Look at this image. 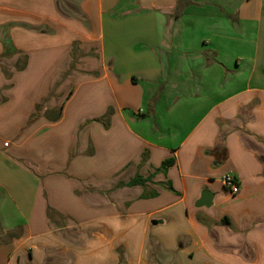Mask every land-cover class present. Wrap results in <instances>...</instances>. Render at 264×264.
<instances>
[{
  "label": "crops",
  "instance_id": "obj_1",
  "mask_svg": "<svg viewBox=\"0 0 264 264\" xmlns=\"http://www.w3.org/2000/svg\"><path fill=\"white\" fill-rule=\"evenodd\" d=\"M0 264H264V0H0Z\"/></svg>",
  "mask_w": 264,
  "mask_h": 264
},
{
  "label": "built area",
  "instance_id": "obj_2",
  "mask_svg": "<svg viewBox=\"0 0 264 264\" xmlns=\"http://www.w3.org/2000/svg\"><path fill=\"white\" fill-rule=\"evenodd\" d=\"M224 188L232 196H237L240 194L241 187L238 179L233 175H226L222 180Z\"/></svg>",
  "mask_w": 264,
  "mask_h": 264
},
{
  "label": "trees",
  "instance_id": "obj_3",
  "mask_svg": "<svg viewBox=\"0 0 264 264\" xmlns=\"http://www.w3.org/2000/svg\"><path fill=\"white\" fill-rule=\"evenodd\" d=\"M26 66H27V57H25V60H24V64H23V66H18V64L16 65V70H17V71H22V70H24V69L26 68ZM7 76H8V78H9V77H10V74H8ZM41 107H42V106L39 105V106H38V110L41 109ZM109 115H110V114H109ZM109 115H108V116H109ZM60 118H61V111H58V114H57V116H56V118H55V121L59 120ZM173 163H174L173 160H170V161H168V162H165V163L163 164V166H162V170H165L168 166L172 165ZM139 183H143V181L140 180V179H137V180L131 182V185H136V184H139Z\"/></svg>",
  "mask_w": 264,
  "mask_h": 264
},
{
  "label": "water",
  "instance_id": "obj_4",
  "mask_svg": "<svg viewBox=\"0 0 264 264\" xmlns=\"http://www.w3.org/2000/svg\"><path fill=\"white\" fill-rule=\"evenodd\" d=\"M212 199H213L212 195L209 192H205L203 193L202 198L198 202L197 206L198 207H203V206L210 207L212 205Z\"/></svg>",
  "mask_w": 264,
  "mask_h": 264
},
{
  "label": "rangeland",
  "instance_id": "obj_5",
  "mask_svg": "<svg viewBox=\"0 0 264 264\" xmlns=\"http://www.w3.org/2000/svg\"><path fill=\"white\" fill-rule=\"evenodd\" d=\"M9 57H10V55H9ZM8 60H9V59H8ZM24 60H25L24 57H19L18 62H17L18 66H22V65L24 64ZM17 64H16V65H17ZM53 94H54V93H53ZM53 94H52V95H53ZM4 140H7V141H8L9 139H4ZM10 142H11V141H10ZM10 142H9V143H10ZM226 194H227V193H226ZM227 197L233 198L231 195H228V194L225 195L223 198H224V199H227ZM235 197H236V196H235ZM234 201H235V200H231V201H229V202H228V203H229L228 206L231 205L230 202H234Z\"/></svg>",
  "mask_w": 264,
  "mask_h": 264
}]
</instances>
